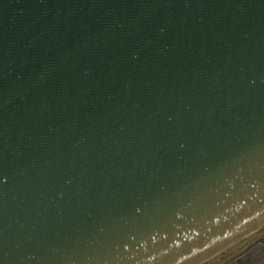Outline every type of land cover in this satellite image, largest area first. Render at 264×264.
<instances>
[{"label": "water", "instance_id": "1", "mask_svg": "<svg viewBox=\"0 0 264 264\" xmlns=\"http://www.w3.org/2000/svg\"><path fill=\"white\" fill-rule=\"evenodd\" d=\"M0 264H264V0H0Z\"/></svg>", "mask_w": 264, "mask_h": 264}]
</instances>
